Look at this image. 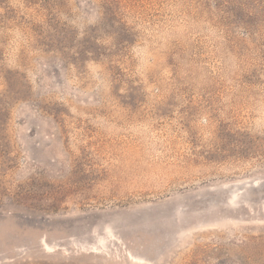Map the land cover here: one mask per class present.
I'll list each match as a JSON object with an SVG mask.
<instances>
[{
	"label": "rangeland",
	"instance_id": "1",
	"mask_svg": "<svg viewBox=\"0 0 264 264\" xmlns=\"http://www.w3.org/2000/svg\"><path fill=\"white\" fill-rule=\"evenodd\" d=\"M0 264H264V0H0Z\"/></svg>",
	"mask_w": 264,
	"mask_h": 264
}]
</instances>
